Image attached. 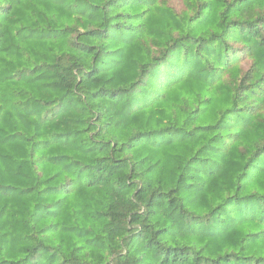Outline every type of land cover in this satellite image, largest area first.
<instances>
[{
	"label": "trees",
	"instance_id": "1",
	"mask_svg": "<svg viewBox=\"0 0 264 264\" xmlns=\"http://www.w3.org/2000/svg\"><path fill=\"white\" fill-rule=\"evenodd\" d=\"M0 264H264V0H0Z\"/></svg>",
	"mask_w": 264,
	"mask_h": 264
}]
</instances>
